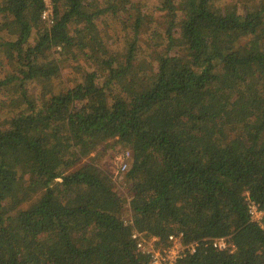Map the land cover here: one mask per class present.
Instances as JSON below:
<instances>
[{
	"label": "trees",
	"instance_id": "16d2710c",
	"mask_svg": "<svg viewBox=\"0 0 264 264\" xmlns=\"http://www.w3.org/2000/svg\"><path fill=\"white\" fill-rule=\"evenodd\" d=\"M51 1L0 0V264H264V0Z\"/></svg>",
	"mask_w": 264,
	"mask_h": 264
},
{
	"label": "built area",
	"instance_id": "2783aa9c",
	"mask_svg": "<svg viewBox=\"0 0 264 264\" xmlns=\"http://www.w3.org/2000/svg\"><path fill=\"white\" fill-rule=\"evenodd\" d=\"M46 9L42 18L48 23L53 22L52 1L44 0ZM133 154L126 150L116 157L117 168L111 176L117 182L121 180L122 174L127 170L132 160ZM249 210L252 219L261 221L264 211L260 210L257 204L250 200ZM132 239L135 241V251L145 254L148 257V264H176L181 258L189 253L196 252L200 241L186 242L183 232L171 233L164 241L157 235H149L146 231L134 230ZM207 243L219 250L229 248V243L225 237L206 238Z\"/></svg>",
	"mask_w": 264,
	"mask_h": 264
},
{
	"label": "rangeland",
	"instance_id": "374dc122",
	"mask_svg": "<svg viewBox=\"0 0 264 264\" xmlns=\"http://www.w3.org/2000/svg\"><path fill=\"white\" fill-rule=\"evenodd\" d=\"M136 2L142 3L144 0H135ZM53 10V8H52ZM162 17V15L160 16ZM164 17V16H163ZM65 78L69 80L72 79V73L68 70H65L64 72ZM36 92V91H33ZM98 152L99 158V165L109 174L111 173L114 175L116 168H117V160L116 157L120 155L123 151L121 150V147L119 144H116L115 141L112 139L108 140L105 143H102L97 146L96 149L92 150L90 153L82 155V163L89 161V159L93 156H96V153ZM118 190L123 193L127 194L129 191V187L126 182H123V180H118L116 182ZM129 215V212H128ZM129 217V216H128Z\"/></svg>",
	"mask_w": 264,
	"mask_h": 264
}]
</instances>
